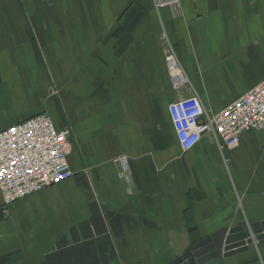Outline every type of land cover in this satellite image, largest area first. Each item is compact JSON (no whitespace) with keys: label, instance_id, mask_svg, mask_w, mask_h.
<instances>
[{"label":"crops","instance_id":"crops-1","mask_svg":"<svg viewBox=\"0 0 264 264\" xmlns=\"http://www.w3.org/2000/svg\"><path fill=\"white\" fill-rule=\"evenodd\" d=\"M261 82L264 0H180L176 14L154 0H0V132L48 115L69 130L72 172L8 207L0 195V264H168L264 221V131L182 152L167 112L195 94L216 114ZM226 263L264 264V242Z\"/></svg>","mask_w":264,"mask_h":264},{"label":"built area","instance_id":"built-area-1","mask_svg":"<svg viewBox=\"0 0 264 264\" xmlns=\"http://www.w3.org/2000/svg\"><path fill=\"white\" fill-rule=\"evenodd\" d=\"M156 8L180 9V0H154ZM164 58L173 88L188 84L177 55L166 43ZM169 120L182 152L193 149L209 136L220 152L234 148L247 132L264 131V82L216 114L208 113L193 94L171 102ZM70 133L57 130L46 114L15 124L0 132V195L4 207L72 177L67 162ZM118 177L129 184L128 160H115Z\"/></svg>","mask_w":264,"mask_h":264},{"label":"water","instance_id":"water-1","mask_svg":"<svg viewBox=\"0 0 264 264\" xmlns=\"http://www.w3.org/2000/svg\"><path fill=\"white\" fill-rule=\"evenodd\" d=\"M264 242V221L238 222L209 234L168 264H227L229 258L250 252Z\"/></svg>","mask_w":264,"mask_h":264},{"label":"rangeland","instance_id":"rangeland-1","mask_svg":"<svg viewBox=\"0 0 264 264\" xmlns=\"http://www.w3.org/2000/svg\"><path fill=\"white\" fill-rule=\"evenodd\" d=\"M64 129H67V128H64Z\"/></svg>","mask_w":264,"mask_h":264}]
</instances>
